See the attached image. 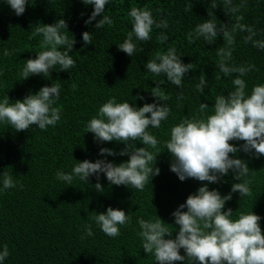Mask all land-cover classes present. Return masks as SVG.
<instances>
[{"label":"trees","instance_id":"obj_1","mask_svg":"<svg viewBox=\"0 0 264 264\" xmlns=\"http://www.w3.org/2000/svg\"><path fill=\"white\" fill-rule=\"evenodd\" d=\"M233 3L239 4L240 0H233ZM210 4L211 0H110L103 15L110 16L113 25L96 29L95 24L102 16L92 24H85L94 7L84 5L81 0H29L26 11L20 16L6 0H0V71L3 72L0 75V102L6 95L10 102L23 100L30 92L35 94L42 86L58 82L61 94L56 106L62 109L60 122L47 130L32 126L27 131L15 132L0 123V250L7 244L10 251L5 264H156L154 256L145 255L142 250L137 219L157 215L173 225H169L170 230L176 228L172 237L175 238L178 226L174 224L172 213L186 202L190 194L207 183L191 178L180 181L170 170L172 158L164 141L170 138V129L174 125L197 111L200 102L210 106L207 111L211 114L215 97L233 90V77H222L215 65L218 59L216 48L223 46L222 37L212 45L206 44L202 38L189 44L186 38L189 31L209 18H217L225 24L230 22L231 18L225 14L222 5L211 9ZM133 6L150 8L154 17L166 19L169 27L154 29L149 42H138V48L143 47V51L138 50L129 57L118 50L117 45L123 43L132 30L128 12ZM211 11L216 17L208 16ZM241 11L243 23L255 26L256 39H264V0H247L246 8ZM60 18L67 21L76 40L70 53L76 66L68 72L60 71L57 66L51 76H32L20 81L18 73L26 59L35 58V53L41 51L42 37L29 39L31 32L38 23L53 24ZM85 31L92 33V44L87 46L82 40ZM161 31L168 36L163 44L156 39ZM71 33H68L70 37ZM243 35L237 37L233 55L237 64L253 63L258 69L244 77L250 94L253 85L264 84V50L244 44ZM173 46L182 56L183 63H193L195 68L186 73L183 88L171 84L165 76L156 77L145 69L147 60L157 51L164 52ZM6 48L15 49L13 55L4 57ZM202 73L209 86L201 96L196 84ZM218 75L222 79H216ZM155 84L168 97L164 103L171 108L169 118L159 129L149 128L161 141L162 153L157 156L155 165L160 169L159 175L152 177L142 191L110 185L103 173L99 179L103 192L94 188L97 183L95 175L89 177L87 184L75 178L71 186L56 179L57 171L70 173L77 161L107 159L116 164L127 161L128 156H100V148L119 153L124 144L97 142L92 133H86L87 122L113 96L118 103L129 101L136 107L159 103L151 94ZM180 93H183V100L178 99ZM137 96L144 99L133 101L132 97ZM232 143L239 147L243 142ZM136 146L143 145L137 142ZM234 158L246 160L249 168L255 171L249 173L250 177L254 175L253 196L241 199L238 192L232 193V199L226 202L223 210L231 208L232 218L236 219L240 212L247 213L253 208L254 213L262 218L260 225L264 232V156L256 158L240 151ZM4 172L12 175L23 188L18 184L16 188L3 190ZM233 175L230 170L222 178L223 182L209 184V190L217 189L227 195L232 184L239 182L233 179ZM108 207L124 210L132 217L130 225L120 226L121 235L115 238L106 236L92 220L93 212L103 213ZM86 224L92 226L94 235L91 237L86 236ZM181 254L184 255L183 249Z\"/></svg>","mask_w":264,"mask_h":264},{"label":"clouds","instance_id":"obj_2","mask_svg":"<svg viewBox=\"0 0 264 264\" xmlns=\"http://www.w3.org/2000/svg\"><path fill=\"white\" fill-rule=\"evenodd\" d=\"M81 2L94 7L85 24H92L98 16H102L95 24L96 29L113 25L112 18L103 15L110 0ZM6 3L20 16L26 11L29 0H6ZM221 5L225 14L231 18L229 23L209 18L189 31L186 38L189 44H195L202 38L206 44L212 45L218 37H222L223 46L216 48L218 59L215 65L218 72L223 74L222 77H233V90L215 97L211 114L207 111L210 106L200 102L197 111L174 125L170 129V138L164 141L166 151L172 158L170 170L180 181L191 178L207 183L190 194L186 202L172 213L174 224L178 226L175 238L172 237L176 228L175 231L170 230L169 225L172 224L157 215L155 218L137 219L140 229L137 235L141 239L142 250L145 255H153L156 264H175L186 260L189 264H264L261 216L255 214L252 208L247 213L240 212L239 217L233 219L231 208L223 210L226 202L232 199V193L238 192L241 199L253 196L251 185L254 183V175L250 177L249 173L255 171L249 168L246 160L234 158L235 154L243 151L256 158L264 156V84L253 85L249 94L244 77L258 69L253 63L237 64L233 55L237 37L241 34H244L241 37L244 44H251L258 50H264V39H256L258 32L254 25L243 23L241 10L246 8L247 0H240L239 4H234L233 0H220L219 3L211 0L210 8L216 9ZM128 16L131 18L132 30L117 47L129 57L138 50L143 51V47L138 48V42H149L154 29L169 27L166 19L157 20L148 7L133 6ZM208 16L216 17L212 11L208 12ZM68 33H71L69 25L63 18L53 24L38 23L29 39L42 37L41 51L35 53V58L26 59L18 73L20 81L32 76H51L57 66L65 72L74 68L76 61L70 53L73 52L76 40L72 33L71 37ZM156 39L163 44L168 36L161 31ZM82 40L85 46L92 44V33L83 32ZM14 52L15 49L6 48L3 55L9 57ZM181 57L174 46L169 47L164 52L157 51L148 59L145 69L156 77L163 75L171 84L183 88L186 73L195 68L193 63H183ZM0 75H3L2 71ZM222 77L218 75L215 78ZM208 86L204 73L200 74L196 90L201 96ZM60 94L61 84L51 82L50 86H42L35 94L30 92L23 100L10 102L6 95L0 102V123L15 129V132L27 131L32 126H38L40 130L55 127L61 120L62 109L56 106ZM151 94L159 103H145L142 107H136L129 101L118 103L113 96L87 122L86 133H92L97 142L115 141L124 144L119 153L102 147L100 156H128L127 161L119 164L107 159L77 161L70 173L57 171L56 179L71 186L75 178L87 184L89 177L95 175L97 183L94 188L97 192H103L104 188L99 182L100 174L103 173L110 185H123L142 191L151 182V178L160 173L155 165L157 156L162 153L159 148L161 141L149 128L159 129L171 114V108L164 103L168 97L159 85L151 88ZM137 99L143 100L144 97H132L133 101ZM178 99H184L183 93L178 95ZM233 141L243 143L238 147ZM137 142L143 146L137 147ZM230 170L234 174L233 179L239 182L232 184L227 195H222L217 189L209 190V184L223 182L222 178ZM18 184L12 175L3 173V190L16 188ZM19 187L22 189L23 185L19 184ZM93 213L95 215L92 220L111 238L121 235L120 226L132 222V217L121 209L108 207L106 212ZM84 228L86 236L94 235L91 224H86ZM9 256V247L4 244L0 250V264H5Z\"/></svg>","mask_w":264,"mask_h":264}]
</instances>
